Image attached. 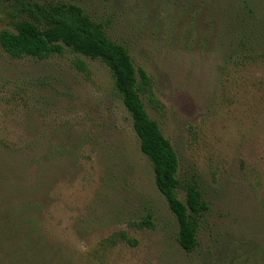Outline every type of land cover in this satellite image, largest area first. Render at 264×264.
I'll list each match as a JSON object with an SVG mask.
<instances>
[{
	"label": "rangeland",
	"instance_id": "rangeland-1",
	"mask_svg": "<svg viewBox=\"0 0 264 264\" xmlns=\"http://www.w3.org/2000/svg\"><path fill=\"white\" fill-rule=\"evenodd\" d=\"M20 1L77 3L126 47L151 80L147 113L178 155L179 198L196 183L208 209L185 252L101 61L68 47L41 60L0 48V216L11 209L7 224L19 227L0 235V264H264V0H0V29Z\"/></svg>",
	"mask_w": 264,
	"mask_h": 264
},
{
	"label": "trees",
	"instance_id": "trees-1",
	"mask_svg": "<svg viewBox=\"0 0 264 264\" xmlns=\"http://www.w3.org/2000/svg\"><path fill=\"white\" fill-rule=\"evenodd\" d=\"M19 4L10 19V26L0 29L2 51L10 58L29 56L41 60L68 47L75 53L98 59L109 69L116 94L130 116L139 149L151 165L154 184L178 223L176 241L187 253L195 250L198 245V216L208 209V205L196 183L189 182L183 186L184 199L178 196V189L182 186L177 177L178 155L158 122L148 115L142 99L146 96L150 104L156 106L147 72L141 67L135 69L126 47L111 39L105 24L85 13L79 4L70 1H20ZM245 8L246 12L241 16L245 42L243 40L240 44L244 48L243 57L250 58L249 51H253L255 46L252 40L257 33L249 25L252 19L248 13L253 14V8L248 5ZM235 14L238 16L240 12ZM251 24L254 25L253 22ZM79 67L84 65L79 63ZM25 150L31 148L26 145L25 149H2L4 155L10 157L23 155ZM2 165L5 171L14 173L15 167L12 171L11 166ZM30 204H21L18 211L25 212ZM13 216L14 212L9 208L3 217L0 216V235L11 237L19 229L16 224H7L14 219ZM30 218L20 217L19 222ZM141 224L151 226L150 216L141 220ZM119 235L125 236L122 231Z\"/></svg>",
	"mask_w": 264,
	"mask_h": 264
}]
</instances>
